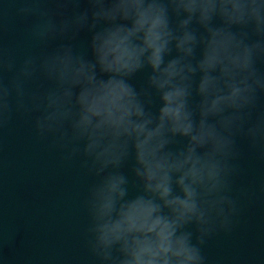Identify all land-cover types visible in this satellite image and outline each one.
Returning <instances> with one entry per match:
<instances>
[{
    "label": "water",
    "instance_id": "95a60500",
    "mask_svg": "<svg viewBox=\"0 0 264 264\" xmlns=\"http://www.w3.org/2000/svg\"><path fill=\"white\" fill-rule=\"evenodd\" d=\"M0 264H264V0H0Z\"/></svg>",
    "mask_w": 264,
    "mask_h": 264
}]
</instances>
